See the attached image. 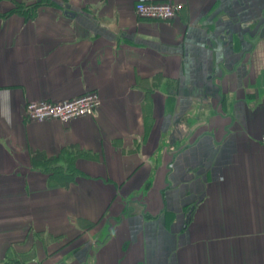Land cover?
<instances>
[{"label": "crops", "instance_id": "obj_1", "mask_svg": "<svg viewBox=\"0 0 264 264\" xmlns=\"http://www.w3.org/2000/svg\"><path fill=\"white\" fill-rule=\"evenodd\" d=\"M139 1L0 0V264H264V0Z\"/></svg>", "mask_w": 264, "mask_h": 264}, {"label": "built area", "instance_id": "obj_2", "mask_svg": "<svg viewBox=\"0 0 264 264\" xmlns=\"http://www.w3.org/2000/svg\"><path fill=\"white\" fill-rule=\"evenodd\" d=\"M183 9V5L173 2H157L154 0H140L135 6V12L139 18L173 21ZM101 105L100 96L91 91L77 98L64 102L32 101L26 106V117L32 122L46 120H58L69 122L84 116H93ZM264 148V136L259 140Z\"/></svg>", "mask_w": 264, "mask_h": 264}, {"label": "water", "instance_id": "obj_3", "mask_svg": "<svg viewBox=\"0 0 264 264\" xmlns=\"http://www.w3.org/2000/svg\"><path fill=\"white\" fill-rule=\"evenodd\" d=\"M67 9L68 11L66 12L68 15H71L72 17L75 16V13L71 12L69 9H70V6H67Z\"/></svg>", "mask_w": 264, "mask_h": 264}]
</instances>
